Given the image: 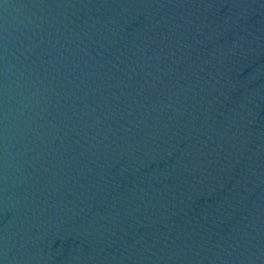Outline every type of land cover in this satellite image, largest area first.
Wrapping results in <instances>:
<instances>
[{
	"label": "water",
	"instance_id": "obj_1",
	"mask_svg": "<svg viewBox=\"0 0 264 264\" xmlns=\"http://www.w3.org/2000/svg\"><path fill=\"white\" fill-rule=\"evenodd\" d=\"M0 264H264V0H0Z\"/></svg>",
	"mask_w": 264,
	"mask_h": 264
}]
</instances>
